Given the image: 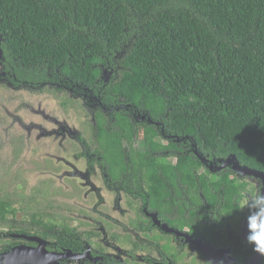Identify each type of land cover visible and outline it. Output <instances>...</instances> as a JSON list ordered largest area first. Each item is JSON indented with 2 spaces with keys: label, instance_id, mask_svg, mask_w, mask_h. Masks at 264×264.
I'll return each mask as SVG.
<instances>
[{
  "label": "trees",
  "instance_id": "16d2710c",
  "mask_svg": "<svg viewBox=\"0 0 264 264\" xmlns=\"http://www.w3.org/2000/svg\"><path fill=\"white\" fill-rule=\"evenodd\" d=\"M0 36L19 78L100 86L98 63L111 62L107 106L122 98L204 152L264 171V0H0Z\"/></svg>",
  "mask_w": 264,
  "mask_h": 264
},
{
  "label": "flooded vegetation",
  "instance_id": "af4514ba",
  "mask_svg": "<svg viewBox=\"0 0 264 264\" xmlns=\"http://www.w3.org/2000/svg\"><path fill=\"white\" fill-rule=\"evenodd\" d=\"M106 63H98L100 86L74 79L30 82L19 78L5 59L0 36V87L15 93L55 89L82 101L90 118L85 126L88 132L67 121L62 132H69L80 146L75 155L85 162L83 190H70L91 202L81 201L82 211L75 214L82 221L76 226L49 222L40 211L30 212L29 218L20 216L7 192L13 190V182L3 183L0 162V264H225L222 253L210 258L201 244L219 252L229 250L236 264H242L241 257L247 264L257 252L247 241L248 213L231 210L243 182L254 176H243L232 165L208 167L197 147L203 149L192 136L173 131L122 98L107 106L102 91L116 80L118 66ZM9 101L4 97L0 107V147H12L17 155L16 147L24 143L18 129H29L30 124L19 117L20 109L8 107ZM118 112L130 120L132 129L118 123ZM146 124L154 128L151 135L157 147L146 138ZM194 158L200 166L189 164ZM180 159L190 172H181ZM4 160L2 156L0 161ZM45 164L53 168L49 160ZM225 178L230 180L229 187ZM220 179L224 186L216 188ZM111 202V208L106 206ZM16 248L21 250L8 257ZM27 250L36 253V261L29 259Z\"/></svg>",
  "mask_w": 264,
  "mask_h": 264
},
{
  "label": "rangeland",
  "instance_id": "374dc122",
  "mask_svg": "<svg viewBox=\"0 0 264 264\" xmlns=\"http://www.w3.org/2000/svg\"><path fill=\"white\" fill-rule=\"evenodd\" d=\"M15 92L11 88L0 87V107L4 97H9L8 107L11 110L20 109L19 117L25 122L29 121L30 128L18 129L17 126L19 137L22 136L20 140H24L16 147L17 155L12 147L8 149L4 144L0 147V158H5L0 161L3 165L1 178L5 185L13 182V190L8 189L7 192L20 216L25 214L29 218L30 212L40 211L49 222L76 226L82 221L80 215L75 214L76 210L82 211L81 201L91 202L77 197L78 192L70 190H83L85 162L75 155L80 146L69 132L62 130L66 128L67 121L69 126L84 127L82 129L87 133L85 126L90 118L85 107L81 100L55 89H45L41 93ZM54 120L61 122V126ZM47 160L53 168L45 164ZM72 172L75 174L71 176ZM70 183L69 188L67 184ZM91 201L97 202V199ZM106 206L111 208L112 202Z\"/></svg>",
  "mask_w": 264,
  "mask_h": 264
},
{
  "label": "clouds",
  "instance_id": "9594fccd",
  "mask_svg": "<svg viewBox=\"0 0 264 264\" xmlns=\"http://www.w3.org/2000/svg\"><path fill=\"white\" fill-rule=\"evenodd\" d=\"M197 151L201 153L202 159L208 167L213 168L221 165L223 154L219 150L206 153L197 147ZM234 209L247 210V241L255 246V251L264 254V175L249 177L243 182V187L240 189L238 199L231 212Z\"/></svg>",
  "mask_w": 264,
  "mask_h": 264
},
{
  "label": "water",
  "instance_id": "95a60500",
  "mask_svg": "<svg viewBox=\"0 0 264 264\" xmlns=\"http://www.w3.org/2000/svg\"><path fill=\"white\" fill-rule=\"evenodd\" d=\"M221 165L218 167V169H222L224 167H227L229 165H232V168L239 174L243 176H256V175H264V171L258 170L255 168H251L247 165H242L240 161L237 159L235 154L229 155L227 158H221ZM203 250L207 252L211 257L222 253V259L224 260L225 264H236L233 257L230 254V251L228 250L226 253L223 251H217L215 250L211 245H203L201 244ZM19 248H16L13 250V252L9 253L7 256L10 258L13 257V255L18 251ZM21 250V249H19ZM25 254L29 256V259L31 261H36L37 260V255L34 251H25ZM221 257V256H220ZM264 261V254H261L259 252H256L248 261L247 264H263ZM38 264V263H37Z\"/></svg>",
  "mask_w": 264,
  "mask_h": 264
}]
</instances>
